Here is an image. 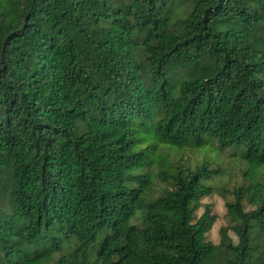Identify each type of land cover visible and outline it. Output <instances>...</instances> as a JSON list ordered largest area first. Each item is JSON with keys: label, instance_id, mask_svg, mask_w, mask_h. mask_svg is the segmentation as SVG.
I'll return each instance as SVG.
<instances>
[{"label": "trees", "instance_id": "16d2710c", "mask_svg": "<svg viewBox=\"0 0 264 264\" xmlns=\"http://www.w3.org/2000/svg\"><path fill=\"white\" fill-rule=\"evenodd\" d=\"M0 264H264V0H0Z\"/></svg>", "mask_w": 264, "mask_h": 264}, {"label": "rangeland", "instance_id": "374dc122", "mask_svg": "<svg viewBox=\"0 0 264 264\" xmlns=\"http://www.w3.org/2000/svg\"><path fill=\"white\" fill-rule=\"evenodd\" d=\"M215 151L203 152V151H192L185 152L183 162L185 160L187 163L194 167L199 161L207 160L212 164L217 165L220 163L221 167L225 170V174L222 179L215 182L218 187H231L237 186L246 183V177L243 175V170L245 166L237 159V157H227L225 155H218ZM225 199L217 189L213 193L212 196L208 198L202 199V204H210L211 205V213L215 216V222L211 228V230L207 233V241L213 244H217L219 242V230L221 227L226 226V218H225V207H224ZM201 210L197 212V215L201 214ZM230 237L233 241H236L235 237L231 232H229Z\"/></svg>", "mask_w": 264, "mask_h": 264}]
</instances>
